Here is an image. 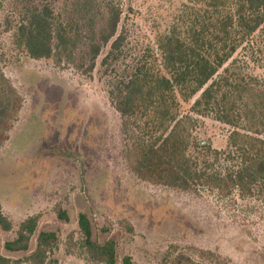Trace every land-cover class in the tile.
Here are the masks:
<instances>
[{"label": "rangeland", "instance_id": "374dc122", "mask_svg": "<svg viewBox=\"0 0 264 264\" xmlns=\"http://www.w3.org/2000/svg\"><path fill=\"white\" fill-rule=\"evenodd\" d=\"M194 0H0V73L22 96L17 121L0 145V206L13 229L38 216L37 232L54 231L56 264H89L80 248L77 216L84 213L96 242L112 239L117 264H264V194L228 197L183 192L136 178L126 166L121 118L109 95L112 83L134 59H159L157 41ZM49 4L76 25L73 61L31 58L15 37L23 9ZM120 11L122 56L102 65V46L93 69L84 73L88 43L98 39L108 9ZM153 59V58H151ZM264 87V25L232 57ZM77 64V65H76ZM192 100H180L187 113ZM193 139L223 149L232 128L211 117L194 116ZM62 209L67 220L57 216ZM35 244L31 238L30 249ZM210 252V253H208ZM212 254V255H211Z\"/></svg>", "mask_w": 264, "mask_h": 264}, {"label": "trees", "instance_id": "16d2710c", "mask_svg": "<svg viewBox=\"0 0 264 264\" xmlns=\"http://www.w3.org/2000/svg\"><path fill=\"white\" fill-rule=\"evenodd\" d=\"M194 1L159 36V59L151 54L136 57L112 83L109 95L127 142L126 166L142 181L183 192L258 197L264 194V87L232 57L264 25V0ZM119 17L118 8L108 9L101 35L88 43L89 63L76 64L82 72L93 69L102 46L108 45L102 65L122 56L125 38L118 32ZM75 27L49 4H29L15 37L33 59L73 61L79 42ZM180 100H192L187 113L180 112ZM22 104V96L0 73V145L8 139ZM194 116L211 117L232 128L223 149L193 139ZM57 216L67 220L62 209ZM37 226V215L17 224L14 237L3 247L23 254L17 258L0 254V264H56L58 236L49 230L37 232ZM77 227L85 261L117 264L115 241H94L86 214H78ZM12 229L0 206V230ZM122 262L131 264L129 257Z\"/></svg>", "mask_w": 264, "mask_h": 264}]
</instances>
